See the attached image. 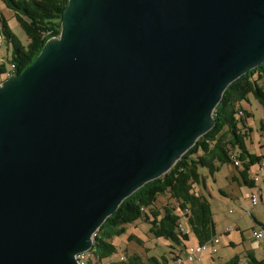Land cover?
Instances as JSON below:
<instances>
[{
  "label": "water",
  "instance_id": "obj_1",
  "mask_svg": "<svg viewBox=\"0 0 264 264\" xmlns=\"http://www.w3.org/2000/svg\"><path fill=\"white\" fill-rule=\"evenodd\" d=\"M264 62V0H68L0 83V264H79L102 222Z\"/></svg>",
  "mask_w": 264,
  "mask_h": 264
},
{
  "label": "trees",
  "instance_id": "obj_2",
  "mask_svg": "<svg viewBox=\"0 0 264 264\" xmlns=\"http://www.w3.org/2000/svg\"><path fill=\"white\" fill-rule=\"evenodd\" d=\"M11 10L27 37L25 45L9 30L7 21L0 13V48L8 43L11 56L0 58V83L6 79L5 71L14 64L13 76L20 74L36 58L45 42L58 37L61 20L68 0H1ZM9 53V48H7ZM248 95L264 111V62L249 69L227 85L212 113L213 125L190 146L162 176L150 180L123 199L118 207L102 222L94 233L89 249V261L99 262L117 253L112 239L126 236L128 242L142 245L144 240L133 233H127L126 226L136 222L149 225L148 233L154 240H163L169 245V256L161 254L160 260L148 256L145 262L137 253L124 252L119 260L108 264H170L187 247L190 238L195 244L203 243L217 234L210 203L205 196L209 193L208 177L213 182L216 173L224 167L225 182L238 188L254 187L253 174L258 167L262 152L261 141H256L258 150H251L253 128L249 124L252 116L247 108ZM262 130V116L259 133ZM235 173L226 178L227 168ZM206 169V171H202ZM225 189V191L223 190ZM222 195H228L225 187L218 188ZM167 201L158 205L159 197ZM260 224V223H259ZM264 229L263 225H259ZM252 229V228H251ZM168 248V247H167ZM245 264H264L251 251H245ZM97 262V263H94ZM239 255H234L219 264H241Z\"/></svg>",
  "mask_w": 264,
  "mask_h": 264
},
{
  "label": "rangeland",
  "instance_id": "obj_3",
  "mask_svg": "<svg viewBox=\"0 0 264 264\" xmlns=\"http://www.w3.org/2000/svg\"><path fill=\"white\" fill-rule=\"evenodd\" d=\"M5 5L0 0V10L4 17L6 18L9 30L22 42L23 45L27 43V37L20 27L18 21L14 17L13 12L5 9ZM7 48H9L8 58L11 56V49L8 43H5L0 49L3 53ZM247 108L251 110L252 116L249 118V124L253 128L251 134V141L247 142V146L252 148L251 150H258L256 147V141L259 139L261 141V135L259 136V122L262 116V108L259 104L248 95ZM254 169L257 168L255 167ZM206 171V169H202ZM207 172V171H206ZM225 172L224 167L220 172L216 173V181L208 177L207 185L209 193H206V197L210 203L211 210L213 212V218L216 224L217 232L221 233L218 237L217 243H209L206 248L202 251L200 260L198 264H219L220 261L227 260L228 258L239 255L241 264H245V248L252 249L255 248V256L257 258L262 257L260 248L264 243V238L262 240H253L250 237V230L253 227H258L259 225L264 226V184L261 185V194L263 202L255 206H251L250 195L257 192L256 187H237L236 185L228 184L225 182L223 173ZM235 173L232 166L227 168L226 178L229 180L231 174ZM231 180V179H230ZM225 187L227 189L228 195H222L219 193L218 188ZM225 191V189L223 188ZM167 197H159L158 205H162L167 201ZM231 210V211H230ZM249 212V213H248ZM258 221V222H257ZM260 223V224H259ZM231 226L228 233H222V230L226 226ZM149 225L144 222H136L135 224H128L126 226L127 233H133L144 240L142 245L136 244L134 241L128 242L126 236L113 238V243L117 246V253L110 256L113 261L119 260L124 252L127 253H137L142 256V259L146 262L148 256H155L160 260L161 254L169 256L170 247L167 243L161 239L154 240L148 233ZM244 230L248 239V242L243 243L241 235L237 230ZM234 243L230 244L229 241ZM195 240L190 238L187 244H195ZM168 247V248H167ZM203 257V258H202Z\"/></svg>",
  "mask_w": 264,
  "mask_h": 264
},
{
  "label": "built area",
  "instance_id": "obj_4",
  "mask_svg": "<svg viewBox=\"0 0 264 264\" xmlns=\"http://www.w3.org/2000/svg\"><path fill=\"white\" fill-rule=\"evenodd\" d=\"M14 64L10 63L5 71V77L11 78L13 76ZM261 145L262 152L259 157L257 171L253 174L254 187L257 188L256 193H252L249 197L251 206H255L260 202H263L261 194V185L264 184V111L262 113V130H261ZM231 211V210H230ZM249 213V212H248ZM231 226H226L222 233H228ZM221 233L213 235L209 240L200 244H188L181 255H178L170 264H198L202 251L206 248L209 243H217L218 237ZM250 236L254 240H262L264 238V229L260 226L254 227L250 230ZM91 254L89 249L83 252H79L75 255L76 260L79 264H92L89 261ZM112 262L110 257L99 262V264H108ZM97 263V262H94Z\"/></svg>",
  "mask_w": 264,
  "mask_h": 264
},
{
  "label": "crops",
  "instance_id": "obj_5",
  "mask_svg": "<svg viewBox=\"0 0 264 264\" xmlns=\"http://www.w3.org/2000/svg\"><path fill=\"white\" fill-rule=\"evenodd\" d=\"M5 9H7V8H5ZM9 10V9H8ZM11 11V10H10ZM0 13H2L1 12V10H0ZM11 13H12V11H11ZM4 16V15H3ZM6 19V18H5ZM8 50L6 49L3 53H1V49H0V58L1 59H3V57L5 56V55H7L8 53ZM258 222V221H257ZM254 228V227H253ZM237 230L239 231V233H240V235H241V239H242V242L243 243H245V242H248V239L247 238H250L249 236L247 237V235H246V233H245V231L244 230H240L239 229V227H237ZM254 240V239H253ZM229 243L230 244H232V243H234L233 241H229ZM255 248L256 247H254V248H252V249H246L245 248V250H247V251H251L254 255H255ZM263 248H264V243L262 244V247L260 248V252L262 253V255H263ZM246 251V252H247ZM184 252V251H183ZM203 258V257H202ZM259 258H262V257H259Z\"/></svg>",
  "mask_w": 264,
  "mask_h": 264
}]
</instances>
